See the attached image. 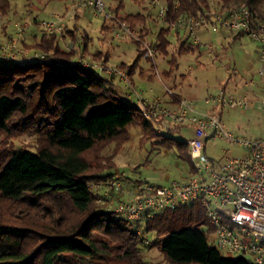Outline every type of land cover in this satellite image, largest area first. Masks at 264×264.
<instances>
[{"label":"trees","instance_id":"trees-1","mask_svg":"<svg viewBox=\"0 0 264 264\" xmlns=\"http://www.w3.org/2000/svg\"><path fill=\"white\" fill-rule=\"evenodd\" d=\"M80 1L72 0L73 6ZM103 1L106 9L137 31L142 40L151 35L150 11L154 8L147 5V0H133L139 7L136 13H124L121 0ZM261 1L162 0L169 14L155 33L156 41L148 44L155 47L156 57L163 58L170 54V37L176 44L168 60L169 69L161 74L171 76L174 51L177 55L206 53L189 41L185 31L168 26L177 16L199 17L237 5L248 7L255 20ZM175 4L178 6L174 9ZM88 10L72 9L73 20ZM9 11V0H0V18L8 16ZM33 22L38 24L36 19ZM39 25L38 35L28 27L19 46L52 57L0 64V134L38 135L34 150L23 147L0 155V198L13 206L19 219V224L0 222V264H150L142 248L157 250L167 264H248L243 257H224L208 244L204 232L195 227L206 225L211 229L198 203L166 209L144 221L139 232L127 220L105 211L108 197L96 192L92 183L101 186L113 175L110 171L116 168L114 160L129 142L130 130L139 129V142H149L151 149H174L177 158L189 165L185 181L193 172L187 146L157 132L134 103L119 93L114 81L71 63L76 53L66 51V46L77 35L81 37L76 47L79 56L105 63L110 57L108 52L90 53L88 36L84 31L79 33L77 25L65 26L61 39ZM101 31L110 32L104 20ZM219 34L223 39L243 35L226 31ZM130 42L137 47L136 58L131 65L120 63L117 67L131 77L144 51L138 42ZM166 130L171 131L170 127ZM179 218L192 225L173 231ZM148 233L153 234L152 240L143 237Z\"/></svg>","mask_w":264,"mask_h":264},{"label":"built area","instance_id":"built-area-1","mask_svg":"<svg viewBox=\"0 0 264 264\" xmlns=\"http://www.w3.org/2000/svg\"><path fill=\"white\" fill-rule=\"evenodd\" d=\"M147 5L157 11V18L165 22L169 8L162 0H147ZM178 5H174V9ZM88 8L110 25L113 37L123 41H136L144 51V57L154 64L156 49L139 37L137 31L106 9L103 0L76 2L72 9ZM256 20V19H255ZM248 7L230 5L217 12H206L199 17L181 14L168 24L171 29H179L188 34L191 43L211 52V43L202 42L197 33L201 30L211 34L226 31L244 34L254 41L259 49L257 76L264 79V22H257ZM40 28L48 34H56L60 39L65 24L62 16L53 15L42 21ZM29 25L17 23L15 36L8 42H0V64L43 60L52 57L49 53L27 52L19 42L26 35ZM81 44L77 35L66 46V51L74 52L72 64H80L87 70H94L99 76L117 81L126 90V98L139 109L141 116L160 132L170 126L191 128L192 136L182 140L187 146L192 174L186 181H171L165 186L148 181H133L124 172H115L110 179L94 190L108 197L107 211L121 214L139 232L142 223L166 209L198 203L203 208L215 248L221 253L235 257L249 256L253 264H264V136L256 138L235 137L224 127L221 117L212 111L198 109L188 98L165 88L168 104L158 98L148 99L137 90L127 71L89 56H78L76 47ZM157 76L159 74L155 73ZM264 92V89H263ZM221 107L247 110L257 102L264 113V93L255 100L226 97L219 93L213 98ZM226 140L243 148L242 155H226L221 160H212L205 154L207 141ZM112 194L120 199H113ZM101 202V199H98ZM138 227V228H137Z\"/></svg>","mask_w":264,"mask_h":264},{"label":"rangeland","instance_id":"rangeland-1","mask_svg":"<svg viewBox=\"0 0 264 264\" xmlns=\"http://www.w3.org/2000/svg\"><path fill=\"white\" fill-rule=\"evenodd\" d=\"M121 1L124 6V13L139 12V7L133 0ZM9 3L10 11L8 16L0 18V41L7 37L14 38V26L22 22L30 26V32L38 35L40 31L36 25L38 26L42 21L51 19L53 15H58L64 18V24L67 28L77 25L79 33L84 31L87 34L89 39L88 51L90 53L96 51L108 52L110 55L108 65L117 66L120 63L131 65L136 58V45L130 41L114 38L111 31L108 33L102 32L103 19L95 15L92 10L89 9L74 21V17H72V0H9ZM150 12L152 16L149 23L151 35L144 40L147 43L156 41L155 33H157L159 28L163 27L162 21L157 18V11L151 9ZM256 13V19L264 22V0L257 4ZM34 19H36L38 24H34ZM106 24L110 25L108 22ZM2 26H5L6 29L3 30ZM214 37L215 35L213 34L211 37L213 46L211 52L206 51L202 56L197 54L177 55L174 51L172 56L175 67L171 68L170 77H164L161 71L169 69L168 60H170V54L175 50L174 46L176 44L175 39L170 37L172 47H170L169 56L165 58L157 56L154 61L155 66L151 65L145 57H141L130 78L135 88L142 91L148 99L158 98L161 102L167 103L169 99L165 93V88L171 89L178 94L182 92V95L186 98L197 99L199 102L198 109L210 111L208 109L211 108L212 112L217 113L221 117L226 130L233 136L243 138L262 137L264 136V113L257 102L256 105L249 106L247 110H242L239 108L221 107V105L213 101V98L219 93L226 97H231L233 94L234 97H237V94L239 96L249 95L247 94V89L237 90L235 92L237 94L233 93L232 90L236 86H233L232 89L229 80L233 77L235 70L242 73L243 69L249 65H253L257 72L259 66L257 44L244 34L236 39L231 36L223 39L222 36L217 37L216 35L217 39L215 41ZM201 41L204 42V40ZM3 64L6 66L10 65V63ZM156 72L159 76L155 74ZM139 76H142V78ZM114 84L120 94L126 91L116 80ZM263 93L261 91L254 96L261 98ZM206 101H208L207 104H205ZM170 129V132L165 128L159 130L163 136L177 141L189 139L192 136L191 128L170 126ZM140 135L139 129L130 130L131 138L129 142L122 146V150L116 156L114 160L116 168L110 171L112 174L124 172L130 180L148 181L159 186H165L171 181L182 182L188 178L189 165L187 162L177 158L174 149L158 146H154L151 149L152 146L149 142H139ZM37 137L38 135L34 133L15 137H6L0 134V155L3 152L23 147H29L34 150ZM243 152V148L232 145L226 140L207 141L205 143L206 156L216 161L223 159L226 155L237 157L242 155ZM98 185L99 182L92 183L93 187ZM104 191L105 189H100V194L102 195ZM112 196L113 199H120L116 197V194ZM107 202L104 203L105 211L108 208ZM16 212L9 202L0 198V222L19 224ZM109 213L116 214L117 218L124 219L121 214L110 211ZM204 219L207 221L205 217ZM191 225L185 218H179L174 222L172 230L179 231ZM195 227L204 232L208 244L214 247V239L212 234L209 233L207 226ZM143 237L146 240H152L153 234H143ZM141 253L150 264H167L163 260L162 255L155 249L147 251L142 248ZM221 254L227 258H235L232 254L224 252H221ZM243 258L248 264H253L249 256H244Z\"/></svg>","mask_w":264,"mask_h":264},{"label":"crops","instance_id":"crops-1","mask_svg":"<svg viewBox=\"0 0 264 264\" xmlns=\"http://www.w3.org/2000/svg\"><path fill=\"white\" fill-rule=\"evenodd\" d=\"M197 35L199 36V38L201 40H204L205 42L211 43V41H212L211 37L213 34H211L209 32L201 30L197 33ZM214 35H215V37H216V35H217V37L221 36V34H214ZM215 37H214V40L217 39V37L216 38ZM239 37H241V36H238L237 38H239ZM258 52H259V49L257 46V57H258ZM139 77L142 78V76H139ZM229 83L231 84L230 86H232V89H233V86H236V88H237V89L235 88L232 90L233 93H235L237 90H246V89L248 90L247 94H249V95H240L239 96L237 93H235V94H237V97L235 96L236 98H244L245 97V98H248L250 100H254L255 96H254V98H250L251 94H252V96L257 95L261 91H263V89H264V79H261L257 76L255 68L253 65L246 66L243 69L242 73L236 72V70H235L233 77H231V79L229 80ZM238 92H240V91H238ZM179 94L182 95V92ZM124 95H126V91L124 92ZM231 96H234V94ZM188 99L193 101L195 106L198 107L199 102L197 101V99H193V98H188ZM207 103H208V101L205 102V104H207ZM167 104H168V102H167ZM254 105H256V102L251 106H254ZM208 110L212 111L211 108H209ZM140 134H141V132H140Z\"/></svg>","mask_w":264,"mask_h":264}]
</instances>
